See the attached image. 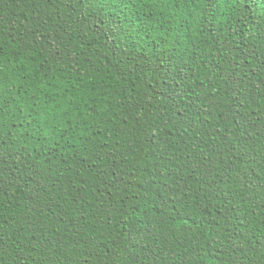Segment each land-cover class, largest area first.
Returning <instances> with one entry per match:
<instances>
[{
    "label": "trees",
    "instance_id": "trees-1",
    "mask_svg": "<svg viewBox=\"0 0 264 264\" xmlns=\"http://www.w3.org/2000/svg\"><path fill=\"white\" fill-rule=\"evenodd\" d=\"M0 103V264H264V0H0Z\"/></svg>",
    "mask_w": 264,
    "mask_h": 264
},
{
    "label": "snow or ice",
    "instance_id": "snow-or-ice-1",
    "mask_svg": "<svg viewBox=\"0 0 264 264\" xmlns=\"http://www.w3.org/2000/svg\"><path fill=\"white\" fill-rule=\"evenodd\" d=\"M47 95L51 103V116L45 119L55 121L58 125H67L66 131L75 130L77 121L86 122L90 118L88 109L82 107L87 101L82 100L81 91L71 81H52V88ZM2 108L3 104L0 103ZM45 108L48 110V105Z\"/></svg>",
    "mask_w": 264,
    "mask_h": 264
}]
</instances>
